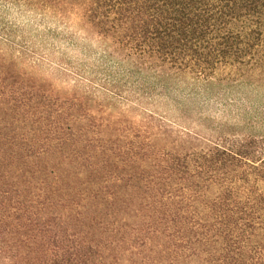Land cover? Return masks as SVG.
<instances>
[{
  "label": "trees",
  "instance_id": "trees-1",
  "mask_svg": "<svg viewBox=\"0 0 264 264\" xmlns=\"http://www.w3.org/2000/svg\"><path fill=\"white\" fill-rule=\"evenodd\" d=\"M263 70L264 0H0V264H264Z\"/></svg>",
  "mask_w": 264,
  "mask_h": 264
},
{
  "label": "rangeland",
  "instance_id": "rangeland-1",
  "mask_svg": "<svg viewBox=\"0 0 264 264\" xmlns=\"http://www.w3.org/2000/svg\"><path fill=\"white\" fill-rule=\"evenodd\" d=\"M14 20H19V22H22V18H19V16L16 14V12H14L13 14L10 15ZM73 28L70 30V32H76L77 30H80V24L78 21H75L73 24ZM27 30H29V28H27ZM70 37V35H68L65 39V41H62L61 44H59L61 46V52L65 54V57L67 59V62H71L72 67H75L76 64H83L85 69H87V71H91L94 72V74H96L95 77H93V81L96 78V85L98 88H102L101 86H103L104 83V78H106L107 76L111 75L114 76V73L112 72V65L115 61L116 58H111L109 59V62L106 64L103 60L100 59L101 57V42L99 40V38L94 35V36H89L90 42H88L87 44V48H86V43L82 42L81 40H79V38L77 36H73V40L68 38ZM84 37H87L86 35ZM65 38V36H64ZM63 38V39H64ZM68 40H72L76 46H74L73 44H69L67 43ZM57 59V56H56ZM55 59V60H56ZM123 69L125 68V66L120 65ZM261 76H263L264 78V70L260 73ZM87 78H91L92 76H90V73L86 76ZM117 88V89H116ZM115 88V90H117V93L121 94V92H123V96L127 97V91H129L130 89V85H126L125 82L120 83L119 85H117V87ZM114 90V91H115ZM232 95L235 94L233 93V88H232ZM176 96V95H175ZM129 98V97H128ZM201 99V98H200ZM253 101H255L257 103V105H262L264 103V92L262 93V95L260 96L259 99H255V97H252ZM199 102L201 100H198ZM114 103V102H111ZM103 105H108L109 107L104 108L106 113L111 114V115H118L120 112H122V107L120 108V104L116 103V104H108L107 102L103 103ZM110 105H113L110 106ZM263 106V105H262ZM95 112L96 111V107L97 110H102V107H98L97 105H93ZM134 107V106H133ZM135 108V107H134ZM197 111L201 110V109H196ZM215 116H217L216 114H214ZM221 119V118H219ZM157 123V122H156Z\"/></svg>",
  "mask_w": 264,
  "mask_h": 264
}]
</instances>
